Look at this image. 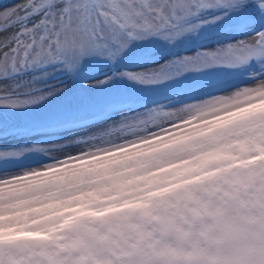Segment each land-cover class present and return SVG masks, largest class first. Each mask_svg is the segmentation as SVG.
Instances as JSON below:
<instances>
[{
    "label": "clouds",
    "instance_id": "9594fccd",
    "mask_svg": "<svg viewBox=\"0 0 264 264\" xmlns=\"http://www.w3.org/2000/svg\"><path fill=\"white\" fill-rule=\"evenodd\" d=\"M51 148L0 179V264H264V76Z\"/></svg>",
    "mask_w": 264,
    "mask_h": 264
},
{
    "label": "rangeland",
    "instance_id": "374dc122",
    "mask_svg": "<svg viewBox=\"0 0 264 264\" xmlns=\"http://www.w3.org/2000/svg\"><path fill=\"white\" fill-rule=\"evenodd\" d=\"M24 3L0 0V12ZM39 19L36 13L0 31V40L11 38ZM190 23L201 26L172 42L155 36L134 40L111 58L88 55L72 71L41 64L0 77V85L9 89L16 86L21 97L45 96L33 105L0 107V179L49 163L50 157L38 149L58 151L51 146H65L66 141L102 131L125 116L160 105L175 107L264 76V60L255 59L237 66L221 63L180 75L172 73L171 66L179 58L215 52L264 31V12L251 0L243 8L206 10ZM162 67L171 75L162 83L141 84L124 75Z\"/></svg>",
    "mask_w": 264,
    "mask_h": 264
},
{
    "label": "snow or ice",
    "instance_id": "6c2138e0",
    "mask_svg": "<svg viewBox=\"0 0 264 264\" xmlns=\"http://www.w3.org/2000/svg\"><path fill=\"white\" fill-rule=\"evenodd\" d=\"M250 0H25L0 12V31L39 13L40 19L9 39L0 40V77L34 65L52 64L72 71L86 56L114 57L130 42L148 37L173 41L201 24L190 23L204 11L243 8ZM264 12V0H251ZM207 21H204L206 23ZM213 61L229 66L264 60V31L254 37L204 52ZM144 82L140 75L124 73ZM11 89L0 90V107L19 108L45 99L21 97ZM51 94V93H49ZM5 155H16L7 153Z\"/></svg>",
    "mask_w": 264,
    "mask_h": 264
}]
</instances>
